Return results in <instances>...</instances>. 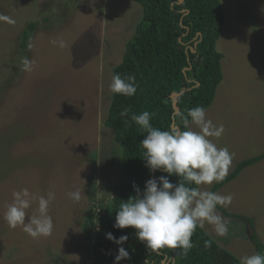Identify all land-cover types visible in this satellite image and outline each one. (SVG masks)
Wrapping results in <instances>:
<instances>
[{
  "label": "rangeland",
  "instance_id": "374dc122",
  "mask_svg": "<svg viewBox=\"0 0 264 264\" xmlns=\"http://www.w3.org/2000/svg\"><path fill=\"white\" fill-rule=\"evenodd\" d=\"M220 3L223 79L206 113L225 131L213 142L233 154L228 174L258 160L216 191L233 197L221 206L230 217L216 209L229 221L228 235L203 230L240 261L256 254L251 234L264 245V0ZM141 17L129 0H0V264H93L81 223L120 177L122 149L104 121L113 68ZM32 22L38 28L21 48ZM24 57L35 62L32 72L23 70ZM23 188L55 193L51 236L33 239L5 221L12 193ZM77 190L74 201L67 193ZM36 209L34 202L29 215Z\"/></svg>",
  "mask_w": 264,
  "mask_h": 264
},
{
  "label": "trees",
  "instance_id": "16d2710c",
  "mask_svg": "<svg viewBox=\"0 0 264 264\" xmlns=\"http://www.w3.org/2000/svg\"><path fill=\"white\" fill-rule=\"evenodd\" d=\"M129 1L140 5L142 17L125 45L121 62L113 68L112 77L116 74L135 76L137 91L131 97L112 93L106 112L104 127L113 131L114 141L122 149V164L120 177L113 185H106L110 187L111 198L97 203L99 211L91 206L81 223L90 249L88 259L93 264H114L120 246L105 238L110 232L117 239L121 235L128 236L122 246L129 252L130 259L121 260L119 264H240L201 228H197L191 237L194 247L186 256L179 255L180 249L149 251L137 240L134 229L114 228L120 203L136 195L134 185L143 192L148 180L167 175L162 170L153 172L146 167L140 145L146 132L130 120L131 114L149 111L153 127L168 130L176 124L184 130L180 114L187 115L188 109L197 106L209 108L223 79L222 55L216 49L225 21L220 0ZM37 25L36 22L29 23L22 31L21 48L27 46ZM125 108L130 109L129 117L120 116ZM257 160L255 157L238 163L222 182L214 184L211 191L216 192L238 175L243 164L247 167ZM168 178L170 182L178 183L176 176ZM217 209L225 216L232 215L221 206ZM250 237L254 240L256 253L264 254V245L254 234ZM205 241H211V245L206 247Z\"/></svg>",
  "mask_w": 264,
  "mask_h": 264
},
{
  "label": "clouds",
  "instance_id": "9594fccd",
  "mask_svg": "<svg viewBox=\"0 0 264 264\" xmlns=\"http://www.w3.org/2000/svg\"><path fill=\"white\" fill-rule=\"evenodd\" d=\"M51 43H59L63 47L62 41L53 40ZM21 63L24 71L34 70L35 62L27 57L22 58ZM109 87L113 94L125 97H131L137 91L135 76L131 75H114ZM129 114V108L120 112L121 117H129ZM151 118L149 111L132 113L130 116V120L146 132L140 142L146 167L153 172L162 170L167 175L160 176L158 180H148L143 192L134 185L136 195L120 203L114 228L134 229L137 240L144 243L149 251L180 249L179 255L186 256L194 247L191 237L197 228L203 229L209 225L217 236L228 235L229 221L216 209L218 206L228 207L233 197L207 188L226 178L233 154L226 147L219 148L213 142L214 138L222 136L225 129L222 124L215 125L202 106L188 109L187 115L180 114L184 130L176 124L168 130L155 128L150 123ZM193 125L198 130H194ZM173 175L178 178V183L170 182L168 177ZM67 195L74 201L81 199L79 190ZM54 199L55 193L52 191L46 195H38L28 188L14 191L4 219L10 228L19 227L33 239L51 236L54 225L49 215V205ZM34 202L37 204L36 214L29 215L28 210ZM105 238L120 246L114 264L130 259L129 252L122 246L128 240L127 235L117 239L109 232ZM210 245L211 241H205L206 247ZM240 264H264V254L243 256Z\"/></svg>",
  "mask_w": 264,
  "mask_h": 264
},
{
  "label": "built area",
  "instance_id": "2783aa9c",
  "mask_svg": "<svg viewBox=\"0 0 264 264\" xmlns=\"http://www.w3.org/2000/svg\"><path fill=\"white\" fill-rule=\"evenodd\" d=\"M96 211H99L98 209H96Z\"/></svg>",
  "mask_w": 264,
  "mask_h": 264
}]
</instances>
